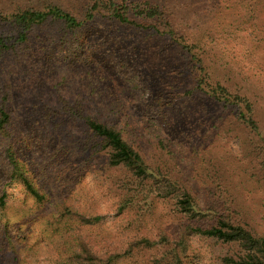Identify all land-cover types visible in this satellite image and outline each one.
<instances>
[{"label":"rangeland","instance_id":"1","mask_svg":"<svg viewBox=\"0 0 264 264\" xmlns=\"http://www.w3.org/2000/svg\"><path fill=\"white\" fill-rule=\"evenodd\" d=\"M62 1L83 18L88 0ZM152 1L172 14L179 36L204 49L211 81L250 97L264 130V0ZM15 2L43 3L0 0V5L7 10ZM194 65L184 49L155 29L102 14L74 30L59 23L37 26L27 42L0 58L1 84L12 92L9 136L0 133V198L6 195L0 264L63 263L77 234L104 257L120 255L114 264H155L170 247L161 243L162 232L175 235L172 203L144 194L123 210L124 199H133L125 192L128 175L110 168L104 152L81 146L78 125L62 132L41 120L40 110L62 99L83 103L106 122L117 120L151 167L170 171L201 198V188L227 191L234 217L264 237L258 138L197 88ZM6 147L26 163L47 195L44 204L11 181ZM59 201L104 220L81 228L58 224ZM142 239L156 245L138 244ZM189 243L192 264H222L236 248L204 238Z\"/></svg>","mask_w":264,"mask_h":264},{"label":"trees","instance_id":"2","mask_svg":"<svg viewBox=\"0 0 264 264\" xmlns=\"http://www.w3.org/2000/svg\"><path fill=\"white\" fill-rule=\"evenodd\" d=\"M38 5H19L15 2L12 9H4L0 5V58L15 52L17 46L28 41L30 34L37 26L47 23H59L65 29L74 30L83 27L102 16L124 25L150 27L180 46L190 56L195 68L199 70L197 88L221 103L234 113L236 120L258 141L255 153L259 165L264 170V130L256 116L254 102L237 89L223 85L220 81H211V72L206 64L204 49L190 44L178 35L172 14L161 3L152 0H88L87 10L82 19L69 9H65L62 0H38ZM138 20L144 21L139 24ZM12 92L0 81V133L8 137V129L12 125L10 103ZM40 118L51 127L66 132L71 123L78 125L84 134L80 143L90 150L104 152L107 165L112 169H121L129 177L124 184L125 198L123 210L132 206L136 197L146 194L154 198L172 203L174 215L177 217L175 235L162 232L161 243L169 249L159 255L155 264H192L188 255L190 240L193 238L212 239L217 242L236 247L222 259V264H264V237L257 234L248 224L237 220L231 212L227 191L201 188L202 198L193 191L189 183L176 180L170 171L159 167H151L138 147L126 138L124 129L117 120L106 122L83 103H70L61 100L58 106H45L40 110ZM8 135V136H7ZM80 142V141H79ZM5 160L8 161L11 181L19 182L24 190L39 204H44L47 195L41 191L27 170V165L19 155L6 147ZM11 187V185H9ZM135 192V194L133 193ZM135 197V198H134ZM131 198V199H130ZM6 195L0 198V208L6 207ZM59 211L55 222L68 226H90L100 224L104 217L88 215L83 210H76L65 202H58ZM76 245L71 255L60 264H114L120 255L102 256L82 235L74 237ZM151 248L156 245L150 239L137 242Z\"/></svg>","mask_w":264,"mask_h":264}]
</instances>
